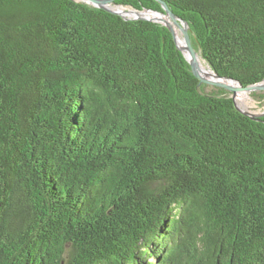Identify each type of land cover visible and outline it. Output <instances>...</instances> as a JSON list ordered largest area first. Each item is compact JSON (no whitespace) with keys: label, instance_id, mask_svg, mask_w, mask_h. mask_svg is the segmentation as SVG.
<instances>
[{"label":"trees","instance_id":"trees-1","mask_svg":"<svg viewBox=\"0 0 264 264\" xmlns=\"http://www.w3.org/2000/svg\"><path fill=\"white\" fill-rule=\"evenodd\" d=\"M160 1L264 80V0ZM198 83L162 24L0 0V264H264V115Z\"/></svg>","mask_w":264,"mask_h":264},{"label":"water","instance_id":"water-1","mask_svg":"<svg viewBox=\"0 0 264 264\" xmlns=\"http://www.w3.org/2000/svg\"><path fill=\"white\" fill-rule=\"evenodd\" d=\"M115 0H82V1H78L84 4H91L92 7L95 8H99L102 10H105L109 13L118 15L120 17H122L125 20H139V21H150V22H156L158 23L156 18H149V17H144V16H140L137 15L136 17L133 18H129V17H125V15L123 13H121L118 10H113L111 8H109L107 5L108 4H112L114 5ZM161 4V8H162V12H154V11H135V10H131L130 12L132 13H137V14H142V13H153L155 15H159V20H160V24H162L164 27H166L170 33L172 34L173 38H174V42L178 48V50L183 54L184 58L186 59V61L188 62L191 72L193 74V76L199 81L198 85H211V86H215L218 88H222L224 90H228L229 92L232 93V101L234 103V106L236 108V110L243 114L246 117H250L252 119L256 118V117H261L264 115V113L259 114V115H254L251 114L247 111L241 110L237 107L236 103H235V94L238 91H258V90H264V80L258 84H254V85H250L247 87H243L240 83L229 79V78H223L220 77L215 71L211 70L213 75H214V79L215 80H206L204 79L201 74H200V65L198 63V53L196 52V50L194 49L192 42H191V38H190V33H189V27L188 24L183 21L181 18L177 17L168 7L167 5L160 1V0H156ZM116 7H120V6H116ZM161 16H165L168 17L172 23L170 21L167 20H162ZM174 26L176 28L179 29V31L181 32L182 36H183V40L179 41L177 38V32L174 28ZM207 67H209L207 65ZM210 68V67H209Z\"/></svg>","mask_w":264,"mask_h":264},{"label":"rangeland","instance_id":"rangeland-1","mask_svg":"<svg viewBox=\"0 0 264 264\" xmlns=\"http://www.w3.org/2000/svg\"><path fill=\"white\" fill-rule=\"evenodd\" d=\"M76 1H82V0H76ZM89 5L91 6V4L89 3ZM109 8L113 9V10H122L126 13H129L132 9L130 8H126V7H116L112 4H108L107 5ZM130 14V15H129ZM128 15H125V17H129V18H133V17H136L137 15H133L132 12L129 13ZM148 16H144V17H149V18H156L158 23L160 24V20H159V15H155L153 13H146ZM142 16V15H140ZM161 19L162 20H167V21H170L172 23V21L168 18V17H165V16H161ZM176 32H177V38L179 41H182L183 40V36L181 34V32L179 31L178 28H176L174 26ZM198 53V52H197ZM199 56V54H198ZM200 60H201V57L199 56ZM201 62H203L201 60ZM203 64L205 66H207L204 62ZM209 68V67H208ZM205 78V77H204ZM207 79V78H205ZM207 80H215V79H207ZM216 89H218V87H215V86H211V85H204V89L203 91L206 92V93H210V92H214L216 91ZM224 93H225V96L231 98L232 97V93L229 92L228 90H224ZM247 92V100L246 98L245 99H237L235 98V103L237 105V107L241 110H244V111H247L251 114H254V115H259V114H262L264 113V90H258V91H245Z\"/></svg>","mask_w":264,"mask_h":264},{"label":"bare ground","instance_id":"bare-ground-1","mask_svg":"<svg viewBox=\"0 0 264 264\" xmlns=\"http://www.w3.org/2000/svg\"><path fill=\"white\" fill-rule=\"evenodd\" d=\"M119 11V10H118ZM120 12L121 13H123L124 15H128L129 13H131V12H129V13H126V12H124V11H122V10H120ZM133 15H142V16H148L146 13H142V14H137V13H132ZM130 15V14H129ZM198 63H199V65H200V74H201V76L204 78H207V79H214V75H213V73H212V71L210 70V68H208L207 66H205L204 64H203V62H201V60H200V58H199V56H198ZM204 78V79H205ZM206 79V80H207ZM263 84H264V82H263ZM247 92H245V91H238V92H236V94H235V98H237V99H245L246 98V100H247Z\"/></svg>","mask_w":264,"mask_h":264}]
</instances>
